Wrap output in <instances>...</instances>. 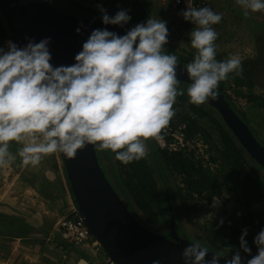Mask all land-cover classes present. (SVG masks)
Listing matches in <instances>:
<instances>
[{
	"label": "clouds",
	"instance_id": "clouds-1",
	"mask_svg": "<svg viewBox=\"0 0 264 264\" xmlns=\"http://www.w3.org/2000/svg\"><path fill=\"white\" fill-rule=\"evenodd\" d=\"M187 3L178 14L192 25L188 36L196 53L184 70L190 81L189 103L199 106L216 98L215 90L230 73L243 69L236 55L216 59L219 34L213 26L223 13ZM235 3L246 17L264 11V0ZM97 7L104 25L124 28L132 20L129 9L110 15L102 4ZM167 24L150 15L123 35L107 27L93 29L71 65L51 63L50 36L38 42L26 36L24 46L7 40L0 46V166L14 159L9 152L12 141L22 144L18 154L26 166H37L53 153L74 158L88 145L111 150L125 165L146 158L145 141L158 139L175 114L177 96L185 94L177 87L178 57L164 52L170 35ZM223 223L221 219L220 226ZM248 234L243 228L235 251L212 252L210 260L208 247L191 242L182 252L184 264H221L222 257L224 264H264V228L253 238L257 254L250 259L242 255L252 253Z\"/></svg>",
	"mask_w": 264,
	"mask_h": 264
},
{
	"label": "trees",
	"instance_id": "trees-1",
	"mask_svg": "<svg viewBox=\"0 0 264 264\" xmlns=\"http://www.w3.org/2000/svg\"><path fill=\"white\" fill-rule=\"evenodd\" d=\"M212 1L209 0L206 6L212 8ZM137 3L138 0L132 2L133 6ZM0 38L11 39L9 27L1 10ZM165 47L170 49L167 45ZM164 52L171 54L168 50ZM175 55L179 62L186 65L194 59L181 52ZM253 72L249 70L245 77H241L242 72L229 74L228 80L221 81L217 89L225 95L231 106L264 144V139L259 136L255 125L246 112L238 106L232 95L234 90L248 102L257 103L260 100V105L264 104V96L252 90L254 88V79L251 78ZM189 84L179 81L177 87L184 89L185 94L177 96L173 106L175 114L168 124L174 128L184 125L189 138L202 139L208 146L207 157L200 155L196 148L191 151L162 148L154 138L145 141L147 157L128 165L116 160L111 150H101L102 154L107 163L117 168L112 172L118 176L116 180L122 185L127 196L131 197L133 212L142 216L143 211L147 217L145 218L152 222L159 223L166 219L169 221L168 225L173 226L172 229L175 227L174 229L177 230L178 226L184 232L182 219L193 208V205L186 201L187 197L191 200L208 199L210 202H215L218 193H231L235 203L228 214L225 226L227 231H223L222 228V231L217 230L218 237H227L228 244L239 247L242 229L247 227L249 234L246 239L252 248L251 256L256 255L257 248L253 238L264 228V167L247 152L209 99L199 106L189 103L187 95ZM246 86L248 90H245ZM214 132L218 133L216 137ZM179 177L181 181H178ZM160 189L162 192L159 191ZM228 201L229 199H224V202ZM161 202H164V207H161ZM10 220H5L4 224L9 225L13 222ZM158 225L161 227V223ZM15 230L10 229V231ZM62 239L67 245L76 246L63 237ZM207 244L210 245V243Z\"/></svg>",
	"mask_w": 264,
	"mask_h": 264
},
{
	"label": "rangeland",
	"instance_id": "rangeland-1",
	"mask_svg": "<svg viewBox=\"0 0 264 264\" xmlns=\"http://www.w3.org/2000/svg\"><path fill=\"white\" fill-rule=\"evenodd\" d=\"M49 1L52 5L64 12L94 19H101L102 14L97 7L98 4H102L110 15H115L121 8L129 9L132 20L122 28L124 30L131 28L130 26H135L137 23L146 21L150 15L153 18L164 19L168 22L167 26L170 32L169 41L166 44L170 49H166L165 47L164 50H168L171 54L181 52L192 57L195 56L196 50L191 47L190 38L188 36L192 25L178 14L184 8L175 7L168 1L138 0L136 6L132 4L135 0ZM211 6L214 11L223 13L222 21L213 26L219 34L217 40L214 42L216 45V59L223 61L228 59L231 55H236L242 64L243 71L241 77H245L249 70H253L254 72L251 78L254 79V88L252 90L264 96V11L251 13L246 17L243 15L241 7L235 3V0H213ZM6 41L7 40L0 38V46L5 45ZM230 74L232 75V73ZM245 90H248L247 86ZM232 95L235 97L238 106L246 112L251 122L255 125L259 136L264 139V104L260 105V100L257 103L248 102L244 97L237 95L234 90H232ZM211 128L213 127L211 126ZM214 135L216 137L218 133L214 132ZM21 147V143L15 141L10 142L9 152L14 159L0 166V204L3 206L4 210H10L13 205L19 206L20 209L13 207L11 210H19L20 216L25 218L31 216V211L33 216L35 214L39 216L40 213L43 217H49V219L46 220L47 223L54 224L55 222L57 225L58 220L64 215L65 207L61 205L62 203L55 202V200H57L55 196L59 194V192H56L58 188L56 190L55 185L50 188L48 179L50 175L56 172L58 162L62 164L61 167L63 166V157L61 153H53L44 157L37 166H26L22 164L21 157L18 154V150ZM97 150L105 173L122 199L131 209V197L127 196L122 189V185L116 180L118 176L112 172L117 168H113L110 163H107L102 151L100 149ZM206 151H204V153L200 152V155L207 157L209 152L207 151L206 153ZM55 160H58V162ZM178 181H181V177L178 178ZM159 191L162 192L161 189ZM216 196L217 200L215 202L220 200V204L216 206H214V202H210L208 199L191 200L188 197L186 198V201L193 205L189 214H186L182 219L183 229L186 234L178 226L177 230L174 229L175 227L172 229L173 226L168 225L169 221L166 219L159 222L161 223L160 227L158 225L159 223L146 219L147 217L143 211L141 212V216L137 214V212L134 213L133 210H131L145 227L154 232L167 235L175 231L179 238L184 241L191 243L199 241L200 239L201 241L210 243V245H208L200 241L209 249L227 255L229 250L233 249V251H235L238 247L228 244L227 241L229 239L227 237H218L217 230H221L222 228L223 231H227L225 226L228 221V214L231 211V207L235 203V199L232 198L231 193H218ZM224 199H229V201L224 202ZM164 205V202H161V207H164ZM48 207L53 208V212L48 214L44 212V209ZM37 211L39 213H37ZM0 215L3 214L0 213ZM221 219L224 220L222 226H220ZM101 253L99 255H101ZM242 255L247 259L252 257L243 252ZM230 256L231 253L228 258H230ZM76 257H73L74 260L71 259L73 260L72 262L76 261Z\"/></svg>",
	"mask_w": 264,
	"mask_h": 264
},
{
	"label": "water",
	"instance_id": "water-1",
	"mask_svg": "<svg viewBox=\"0 0 264 264\" xmlns=\"http://www.w3.org/2000/svg\"><path fill=\"white\" fill-rule=\"evenodd\" d=\"M0 10L11 33V40L19 46L35 37L37 42L51 37V63L71 65L82 48V43L96 28L107 27L118 34L126 30L117 25H104L102 19L82 17L62 11L49 0H0ZM77 28H81L77 32ZM183 62L178 61L179 81L190 83ZM215 99L209 102L217 108L229 128L247 152L264 167V144L225 95L215 90ZM71 185L73 197L85 221L101 242L108 255L118 264H184L183 249L190 244L172 231L167 235L145 227L132 213L105 173L98 150L93 145L78 150L76 157L66 158L61 153ZM216 252L209 249L206 260ZM228 258V257H227ZM225 257L221 258L224 264Z\"/></svg>",
	"mask_w": 264,
	"mask_h": 264
},
{
	"label": "crops",
	"instance_id": "crops-1",
	"mask_svg": "<svg viewBox=\"0 0 264 264\" xmlns=\"http://www.w3.org/2000/svg\"><path fill=\"white\" fill-rule=\"evenodd\" d=\"M163 2L167 1L163 0ZM55 161L58 162V160ZM61 165L62 164L58 162L56 172L50 175L48 183L50 188L54 185L56 186V190L58 188L56 192H59V194L55 196L57 198L55 202L57 201L62 203L61 205H64L65 212L64 215L61 216L64 217L74 209L76 202L73 197L65 164L63 163L62 167ZM0 207V213L3 214L0 215V264L105 263V250L99 249L98 251L91 242L86 243L82 247L71 246L64 243L55 222V225L46 222V220L49 219L48 216L43 217L38 211L37 213H39V216L36 214L33 216L31 211V216L25 218L20 216L19 210H11L13 207L20 209L19 206H11V211L9 209L4 210L1 204ZM44 212L47 214L53 212V208L48 207L44 209ZM9 217L13 219L10 220ZM5 220L13 222H10L9 225H5ZM10 229L16 230L10 231ZM100 253L101 255H99ZM73 257H76L75 262H72L74 260Z\"/></svg>",
	"mask_w": 264,
	"mask_h": 264
},
{
	"label": "built area",
	"instance_id": "built-area-1",
	"mask_svg": "<svg viewBox=\"0 0 264 264\" xmlns=\"http://www.w3.org/2000/svg\"><path fill=\"white\" fill-rule=\"evenodd\" d=\"M175 7L187 8V0H166ZM209 0H191L192 7L206 6ZM156 142L162 147L173 151H191L196 148L197 152L204 153L208 146L202 139H191L188 137L185 126L181 125L174 128L169 124L165 126L158 134V139L154 138ZM72 213V214H71ZM58 230L62 237L68 242L74 243L76 246L81 247L86 243H92L99 251L103 250L101 242L94 236L88 227L84 216L76 205L74 209L62 217L57 223ZM104 264H118L113 258L106 254V261Z\"/></svg>",
	"mask_w": 264,
	"mask_h": 264
}]
</instances>
